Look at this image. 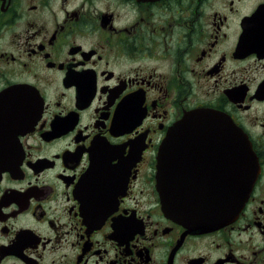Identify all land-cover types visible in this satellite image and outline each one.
Here are the masks:
<instances>
[{
    "label": "flooded vegetation",
    "instance_id": "1",
    "mask_svg": "<svg viewBox=\"0 0 264 264\" xmlns=\"http://www.w3.org/2000/svg\"><path fill=\"white\" fill-rule=\"evenodd\" d=\"M195 109L257 163L236 217L199 232L157 190ZM201 157L196 191L224 171ZM0 264H264V0H0Z\"/></svg>",
    "mask_w": 264,
    "mask_h": 264
},
{
    "label": "water",
    "instance_id": "2",
    "mask_svg": "<svg viewBox=\"0 0 264 264\" xmlns=\"http://www.w3.org/2000/svg\"><path fill=\"white\" fill-rule=\"evenodd\" d=\"M215 143L222 145L223 158L234 161L232 170L242 171L225 174L211 196L187 199L184 178L172 179L169 170L186 167V152L202 153L187 150V145ZM158 162L157 187L166 212L194 230L220 226L235 216L255 179V159L243 136L227 119L201 109L187 113L173 127L160 147Z\"/></svg>",
    "mask_w": 264,
    "mask_h": 264
}]
</instances>
